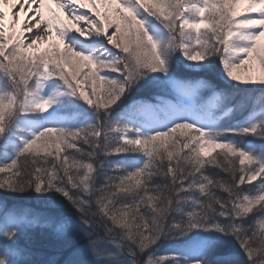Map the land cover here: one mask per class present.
Wrapping results in <instances>:
<instances>
[{"label":"snow or ice","instance_id":"snow-or-ice-1","mask_svg":"<svg viewBox=\"0 0 264 264\" xmlns=\"http://www.w3.org/2000/svg\"><path fill=\"white\" fill-rule=\"evenodd\" d=\"M0 264H264V0H0Z\"/></svg>","mask_w":264,"mask_h":264},{"label":"rangeland","instance_id":"rangeland-1","mask_svg":"<svg viewBox=\"0 0 264 264\" xmlns=\"http://www.w3.org/2000/svg\"><path fill=\"white\" fill-rule=\"evenodd\" d=\"M4 9H5L6 12H8V14H9V19H11L12 11H13V10H12L8 5H4ZM103 10H104V9L102 8V11H103ZM25 18H26V17L24 16V14L21 13V14H20V19H21L22 22L25 20ZM6 22H7V21H6ZM44 47H46V45H45ZM244 71H246V70H241L242 74H243ZM255 71L258 72V62H257V67H256ZM85 90H87V87H85Z\"/></svg>","mask_w":264,"mask_h":264},{"label":"trees","instance_id":"trees-1","mask_svg":"<svg viewBox=\"0 0 264 264\" xmlns=\"http://www.w3.org/2000/svg\"><path fill=\"white\" fill-rule=\"evenodd\" d=\"M46 47H47V46H46ZM256 95L258 96V95H259V93H257ZM221 174H222V175H226V174H223V173H221Z\"/></svg>","mask_w":264,"mask_h":264}]
</instances>
